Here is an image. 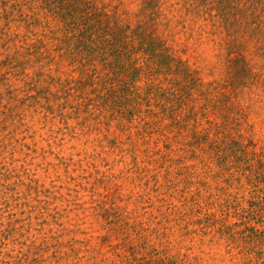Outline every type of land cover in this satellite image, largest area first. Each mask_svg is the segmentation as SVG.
I'll return each mask as SVG.
<instances>
[{"label": "rangeland", "instance_id": "374dc122", "mask_svg": "<svg viewBox=\"0 0 264 264\" xmlns=\"http://www.w3.org/2000/svg\"><path fill=\"white\" fill-rule=\"evenodd\" d=\"M253 6L252 33L231 42L250 70L232 95L245 116L218 134L250 157L253 142L257 152L264 146V3ZM3 15L0 6V77L10 87L0 93L13 91L14 100L0 104V264H130L133 255L148 264H242L247 249L203 222L207 213L224 218L223 198L237 193L217 176L219 157L201 164L180 139L168 160V144L143 136V123H85L61 82L46 88L78 72L29 55L15 37L18 22ZM185 18L184 57L205 82L227 78L235 48L224 34L191 38L197 25Z\"/></svg>", "mask_w": 264, "mask_h": 264}, {"label": "trees", "instance_id": "16d2710c", "mask_svg": "<svg viewBox=\"0 0 264 264\" xmlns=\"http://www.w3.org/2000/svg\"><path fill=\"white\" fill-rule=\"evenodd\" d=\"M171 1L139 0L132 6L127 0H0V6L4 18L23 30L15 37L25 42L29 55L58 65L67 62L78 72L65 81L52 77L46 88H58L61 82L67 101L85 123H143V136L168 144V160L180 139L201 164L207 165V155L219 157L217 176H225L237 193L223 198L224 218L207 213L203 222L227 235L229 244L247 249L242 264H264V146L257 152L253 142L250 157L242 148L231 152V146L237 148L235 138L218 136L224 134L220 127L242 123L245 116L232 95L248 82L250 70L246 55L231 42L252 33L253 5L264 0ZM189 16L197 25L191 38L203 32L224 34L227 45L235 48L228 53L229 76L222 81H203L184 57L187 47L178 28H187ZM40 30L42 37L36 39ZM2 77L0 85H7ZM12 100L13 91L0 93V104ZM211 136L216 137L209 142ZM148 263L133 255L130 264Z\"/></svg>", "mask_w": 264, "mask_h": 264}]
</instances>
